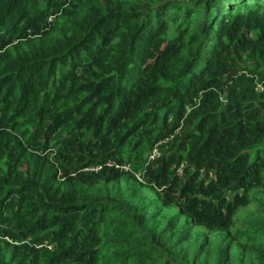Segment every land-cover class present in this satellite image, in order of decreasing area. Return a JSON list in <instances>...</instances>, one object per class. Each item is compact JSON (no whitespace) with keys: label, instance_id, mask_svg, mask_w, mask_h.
Wrapping results in <instances>:
<instances>
[{"label":"trees","instance_id":"16d2710c","mask_svg":"<svg viewBox=\"0 0 264 264\" xmlns=\"http://www.w3.org/2000/svg\"><path fill=\"white\" fill-rule=\"evenodd\" d=\"M0 264H264V0H0Z\"/></svg>","mask_w":264,"mask_h":264},{"label":"built area","instance_id":"2783aa9c","mask_svg":"<svg viewBox=\"0 0 264 264\" xmlns=\"http://www.w3.org/2000/svg\"><path fill=\"white\" fill-rule=\"evenodd\" d=\"M258 87H261V86H258ZM171 135V134H170ZM168 137H166V139H167ZM164 144V142H162L161 140H159L158 142H157V144L155 145V146H153V148H152V150H151V152H150V154H149V158L152 160V159H154V158H156V157H158L160 154H161V152H162V145ZM109 164H111L112 162H108ZM115 165L116 166H120V167H122V168H124V169H129L128 168V166H127V164H119V163H115ZM99 167V165L98 166H96L95 168H98ZM179 169L181 170V167H179ZM179 170V171H180Z\"/></svg>","mask_w":264,"mask_h":264},{"label":"rangeland","instance_id":"374dc122","mask_svg":"<svg viewBox=\"0 0 264 264\" xmlns=\"http://www.w3.org/2000/svg\"><path fill=\"white\" fill-rule=\"evenodd\" d=\"M261 88V87H260ZM167 136H163L161 137L159 140H161L162 142H164V144L162 145V149H166L167 147V142H168V138L166 139ZM127 164L128 168H130V166L132 165L130 162L129 163H125ZM137 175H138V172H137ZM139 176H141V174H139Z\"/></svg>","mask_w":264,"mask_h":264},{"label":"water","instance_id":"95a60500","mask_svg":"<svg viewBox=\"0 0 264 264\" xmlns=\"http://www.w3.org/2000/svg\"><path fill=\"white\" fill-rule=\"evenodd\" d=\"M237 67H232L227 73H226V77H225V81H228L230 79V77L235 74L237 72ZM258 89H260V87H258Z\"/></svg>","mask_w":264,"mask_h":264}]
</instances>
